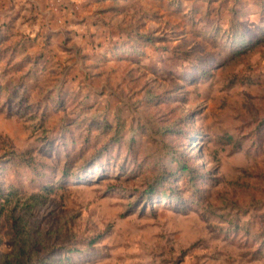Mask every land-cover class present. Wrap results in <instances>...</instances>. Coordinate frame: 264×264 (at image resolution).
Segmentation results:
<instances>
[{"label":"rangeland","instance_id":"1","mask_svg":"<svg viewBox=\"0 0 264 264\" xmlns=\"http://www.w3.org/2000/svg\"><path fill=\"white\" fill-rule=\"evenodd\" d=\"M77 1L48 6L60 30L81 7L101 25L94 61L57 50L58 77L0 96V196L39 194L40 254L264 264V0Z\"/></svg>","mask_w":264,"mask_h":264},{"label":"crops","instance_id":"2","mask_svg":"<svg viewBox=\"0 0 264 264\" xmlns=\"http://www.w3.org/2000/svg\"><path fill=\"white\" fill-rule=\"evenodd\" d=\"M51 1L53 0H0L1 83H5L9 77L13 78L14 85L21 80L20 94L26 95L27 98L29 88H32L31 83L38 77L37 74L49 71L58 77L57 71L68 63L67 57L61 56V61L56 57L57 50L63 53L62 55L77 52L85 61H80V66L92 63L98 55V37L103 34L101 25L92 19L88 20L87 11H82L81 7L72 15L66 14L63 17L69 18L65 25L68 27H62L64 31L60 30L55 21L58 14L48 6ZM71 5L73 4H68L69 7ZM77 6L80 7V4ZM74 38L75 47L73 48L72 44L67 47V42ZM58 91L59 86H56L49 94L56 92L57 96L53 99L62 100L63 97L59 96Z\"/></svg>","mask_w":264,"mask_h":264},{"label":"trees","instance_id":"3","mask_svg":"<svg viewBox=\"0 0 264 264\" xmlns=\"http://www.w3.org/2000/svg\"><path fill=\"white\" fill-rule=\"evenodd\" d=\"M21 82L20 80L19 83H15V86L11 77L5 83H1L0 79V96L5 95L7 87L14 85L15 88L13 92L8 94L7 100H13L18 97L19 102L27 101V96L20 94ZM118 127L119 123L116 125L117 129ZM38 196L39 194L36 193L25 196L14 186H11L5 194L0 196V217L6 215V219L10 221L13 228V236L10 235L13 250L5 251L0 247V264H69L67 256H65L64 260L61 258L57 259L53 255L40 254L37 249L40 242L34 235L31 224L28 225V221H30L29 211L39 202Z\"/></svg>","mask_w":264,"mask_h":264}]
</instances>
